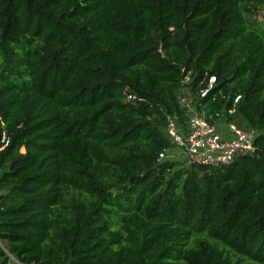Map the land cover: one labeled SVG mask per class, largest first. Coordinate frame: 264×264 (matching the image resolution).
<instances>
[{"label":"trees","instance_id":"obj_1","mask_svg":"<svg viewBox=\"0 0 264 264\" xmlns=\"http://www.w3.org/2000/svg\"><path fill=\"white\" fill-rule=\"evenodd\" d=\"M259 9L0 0V264H264ZM205 75L216 82L201 98ZM182 98L255 129V152L159 161L174 148L167 116L185 130Z\"/></svg>","mask_w":264,"mask_h":264},{"label":"built area","instance_id":"obj_2","mask_svg":"<svg viewBox=\"0 0 264 264\" xmlns=\"http://www.w3.org/2000/svg\"><path fill=\"white\" fill-rule=\"evenodd\" d=\"M215 82L214 76L205 75L200 81V85L204 87L199 90V96L205 97ZM126 98L128 101H133L136 97L127 95ZM239 98L240 96H237L234 103H237ZM181 104L187 109L185 130L180 129L175 117L167 116L165 130L174 148L159 153V161L182 157V162L186 165L215 167L232 163L237 158L252 155L255 152L254 143L258 135L255 129H246L231 123L225 125L226 130L222 131L223 125L206 120L185 98L181 99ZM3 125L1 123L2 127ZM0 143L2 148L9 144L4 132Z\"/></svg>","mask_w":264,"mask_h":264},{"label":"rangeland","instance_id":"obj_3","mask_svg":"<svg viewBox=\"0 0 264 264\" xmlns=\"http://www.w3.org/2000/svg\"><path fill=\"white\" fill-rule=\"evenodd\" d=\"M254 19H256L257 21V24L255 27L257 28H261L264 30V10L263 9H259L255 15H254ZM217 123L219 125H227V124H236L237 126H242L243 124L238 120V119H235L233 121L230 120L229 121H226L225 120V117H222L220 118V120H217ZM244 126V125H243ZM167 150H170V149H167ZM178 161L182 162L183 161V158L182 157H178L177 159ZM234 259H237V257H235ZM240 264H254L253 262H249L247 260H241Z\"/></svg>","mask_w":264,"mask_h":264},{"label":"crops","instance_id":"obj_4","mask_svg":"<svg viewBox=\"0 0 264 264\" xmlns=\"http://www.w3.org/2000/svg\"><path fill=\"white\" fill-rule=\"evenodd\" d=\"M225 130H226V126H225V125H223L222 131H225Z\"/></svg>","mask_w":264,"mask_h":264}]
</instances>
